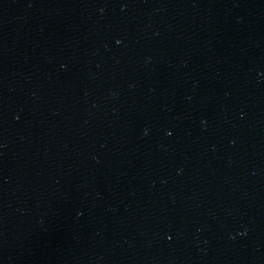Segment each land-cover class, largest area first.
Here are the masks:
<instances>
[{
    "label": "water",
    "instance_id": "1",
    "mask_svg": "<svg viewBox=\"0 0 264 264\" xmlns=\"http://www.w3.org/2000/svg\"><path fill=\"white\" fill-rule=\"evenodd\" d=\"M0 264H264V0H0Z\"/></svg>",
    "mask_w": 264,
    "mask_h": 264
}]
</instances>
